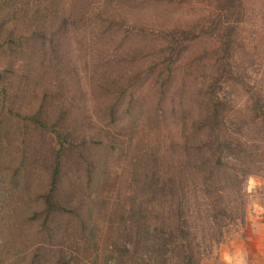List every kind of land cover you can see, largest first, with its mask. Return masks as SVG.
Instances as JSON below:
<instances>
[{
    "label": "rangeland",
    "instance_id": "1",
    "mask_svg": "<svg viewBox=\"0 0 264 264\" xmlns=\"http://www.w3.org/2000/svg\"><path fill=\"white\" fill-rule=\"evenodd\" d=\"M261 198L264 0H0V264H219Z\"/></svg>",
    "mask_w": 264,
    "mask_h": 264
},
{
    "label": "crops",
    "instance_id": "2",
    "mask_svg": "<svg viewBox=\"0 0 264 264\" xmlns=\"http://www.w3.org/2000/svg\"><path fill=\"white\" fill-rule=\"evenodd\" d=\"M241 248L226 255L223 264H264V198L258 200ZM221 262L219 264H222Z\"/></svg>",
    "mask_w": 264,
    "mask_h": 264
},
{
    "label": "trees",
    "instance_id": "3",
    "mask_svg": "<svg viewBox=\"0 0 264 264\" xmlns=\"http://www.w3.org/2000/svg\"><path fill=\"white\" fill-rule=\"evenodd\" d=\"M229 48L230 44H226ZM227 110V106L223 103H217L215 106H214V117L215 118H218L220 117L225 111ZM52 197V196H51Z\"/></svg>",
    "mask_w": 264,
    "mask_h": 264
}]
</instances>
